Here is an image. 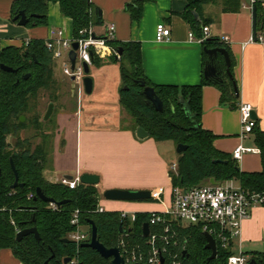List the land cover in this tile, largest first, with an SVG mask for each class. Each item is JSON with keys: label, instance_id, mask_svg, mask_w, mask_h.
<instances>
[{"label": "trees", "instance_id": "obj_1", "mask_svg": "<svg viewBox=\"0 0 264 264\" xmlns=\"http://www.w3.org/2000/svg\"><path fill=\"white\" fill-rule=\"evenodd\" d=\"M206 1L187 0L182 13L197 38L202 36V27L207 25V20L200 14V6ZM49 2L58 3L61 15L71 19L73 37H78L81 29L90 27L92 18L100 21L99 8L92 5L90 0H13L11 20L17 23L15 16L23 11L28 17L26 26L46 25ZM143 2L144 0H129L126 4L125 10L133 21H139ZM254 8L256 35L257 32L264 31L262 2H256ZM194 12L199 15V19L195 17ZM201 43L204 65L209 62L205 48L224 47L228 51L231 61L230 76L226 71L223 56L218 54L214 60L218 71L216 77L205 78L203 74L201 81L194 85L153 84L143 74L139 43L110 41L112 47L121 48L119 59L124 58L130 67L127 69L124 65L121 66L123 85L126 88L123 87L119 91V103L128 111L134 130L140 126L148 132V137L155 141L173 140L177 144L187 145L177 157L176 169L168 170L172 188L201 186L212 177L215 181L235 179L244 189L264 193V134L259 133L257 136L262 169L245 172L240 170L232 156L212 146L215 135L201 126V97L204 85L210 84L219 89L221 104L238 107V96L234 89L236 82L232 72L234 61L228 47L218 39L212 38L203 39ZM97 60L95 57L93 62ZM0 63L17 70L9 72L0 69V249H11L23 264H42L51 255L53 256L50 258V264H69L73 263V260L74 264H110L109 260L96 250L82 246L81 243L77 245L68 238L69 233L76 227L70 222L72 213L78 209L79 225L89 227L87 241L90 239L89 220H93L98 238L105 246H118L122 250L120 242L123 241L127 249L146 255L150 248L149 237L143 236L141 225L148 222L152 234L159 236L164 233V223L150 224L151 212H136L135 220L128 227L127 218H122L119 211L97 210V189L94 185L79 183L70 189L61 183L49 182L42 174L47 156V147L44 145L47 136L41 125L44 122L50 123L51 119L42 121L41 115L32 111L30 103L42 89L50 91V101L55 103V91L58 89L54 79L52 52L46 48L44 40L33 39L21 47L8 46L1 49ZM27 73L28 77L24 78L23 75ZM144 86L154 88L163 102L162 111L155 110L147 101L143 94ZM185 101L190 108L191 117L186 115L183 105ZM26 113H31L29 119L21 121L20 116ZM28 123L41 132L43 141L31 148L29 141L16 138L15 144L11 145L7 136L26 128ZM214 159L228 162H214ZM10 160L15 165L22 186L10 187L14 181ZM37 187L56 201H69L53 210L49 206L50 203L35 198ZM9 192L12 193L9 195ZM29 193L34 196L28 198ZM11 220L15 225L11 224ZM169 223L176 236L166 244L165 257L168 261L169 256L175 253L184 264H227L228 257L234 254L232 240L226 248H222L217 242L216 254L209 259L211 251L205 248L206 238L201 224L182 225L178 221ZM31 226H36L38 240L33 234L16 240L17 230ZM63 238L69 240L63 242ZM162 243L158 238L157 244ZM66 257H70V260L64 263ZM251 260L254 264H264V252L251 253L247 263Z\"/></svg>", "mask_w": 264, "mask_h": 264}, {"label": "crops", "instance_id": "obj_2", "mask_svg": "<svg viewBox=\"0 0 264 264\" xmlns=\"http://www.w3.org/2000/svg\"><path fill=\"white\" fill-rule=\"evenodd\" d=\"M246 1L207 0L200 6V14L207 20L209 27V38L227 36L229 39L228 43H221L228 47L234 61L232 72L238 90L237 105L242 101L251 103L256 115L254 131L242 136L237 106L221 104L217 87L210 84L202 87L201 126L215 135L212 146L230 156L238 145L258 148L257 136L259 133L264 134V40L250 41L255 35L252 10L242 6ZM12 2L13 0H0V50L8 46L21 47L33 39L45 41L51 35L55 36L58 29H62L67 36L71 35V19L61 15L58 3L49 2L46 25L28 27L11 20ZM90 2L101 13L98 24L102 33L108 23H113L115 40L139 43L142 71L150 82L184 86L201 81L205 66L203 47L201 42L189 38V33L194 32L182 16L187 0H144L139 21H133L125 10L129 0ZM262 9L264 11V2ZM160 22L170 29V38L167 40H155V27ZM69 90L79 105L81 96L77 99L71 82ZM61 103L63 109L59 115L66 122L73 123L76 129L74 163L69 167H61L62 175L96 174L99 181L94 186L99 194L100 187L161 192V201L152 198L134 202L103 201L100 198L99 205L104 210L128 213L164 211L170 204L172 191L168 170L176 163L178 153L168 166L167 157L159 149L161 141L150 137L137 138L132 122L111 128L105 127L106 125L96 128L89 123L83 125L79 110L73 111L69 103L68 106ZM57 121L60 124V120ZM236 161L241 171L255 172L262 169L259 152L244 153ZM44 169L42 174L45 177ZM225 181V184L240 186L235 179ZM208 184L212 183L208 180L203 185ZM232 249L235 254L241 252L248 258L253 252H264V204L253 206L249 216L241 221L240 232L233 240ZM0 264L23 263L11 249L2 248Z\"/></svg>", "mask_w": 264, "mask_h": 264}, {"label": "built area", "instance_id": "obj_3", "mask_svg": "<svg viewBox=\"0 0 264 264\" xmlns=\"http://www.w3.org/2000/svg\"><path fill=\"white\" fill-rule=\"evenodd\" d=\"M258 1L264 2V0H247L242 6L252 10L254 4ZM169 38L170 29L162 22L157 23L155 40L163 41ZM189 38L199 42L209 38V27L207 25L202 27L201 37L197 38L190 32ZM112 40H115V26L113 23H108L102 36L96 35L90 26L86 29H81L78 37L67 36L62 29H58L55 32V36L51 35L44 41L46 48L52 52L53 60L59 61L62 73L71 82L77 99L84 92V63L90 66L95 57L114 56L116 59L120 58L118 49L109 44ZM218 40L223 43H228L229 41L227 36H222ZM252 40L263 41L264 31L257 32L254 37L250 38V41ZM73 41H77L78 47L75 49L76 56L72 67L69 51L72 49L71 43ZM237 108L240 113L241 135L245 136L251 133L256 126V119L252 116L253 106L249 102L242 101ZM248 152H259V148L238 145L232 152V158L238 160L244 153ZM171 169H176V163L172 164ZM55 182L61 183L70 189L81 183L79 174L72 176L71 179L62 175L56 178ZM11 193L9 192L8 194L10 195ZM160 194L159 190L151 191V198L161 201ZM33 196V193L28 194V198ZM262 204H264V193L249 191L241 186H233L221 182L188 188L174 187L171 191L169 206L164 211L151 212L150 224L164 223V233L159 236L150 233V236H148L150 248L147 254H136L135 251L127 249L123 241L120 242L122 246L120 253L126 263L184 264L175 253L169 256L170 261L165 257L167 254L166 244L176 236V232L170 227V221H178L182 225L201 224L203 231L212 235L216 245L218 242L222 248H226L229 242L233 241L239 234L241 221L249 216L250 209L255 205ZM49 206L53 210L57 209V205L53 203H50ZM97 210L103 211L104 209L98 207ZM79 213L78 209H75L72 213L70 222L76 227L68 236L77 245L86 242L89 237L88 232L81 230ZM120 215L122 218H129L131 221L136 218L135 212L120 211ZM11 224L15 225V222L11 220ZM158 238L163 242L161 245L157 244ZM176 243L175 240L174 244ZM161 257H163V261H161ZM247 261L248 257L239 252L231 254L227 259V264H246ZM72 262L74 263V260Z\"/></svg>", "mask_w": 264, "mask_h": 264}, {"label": "rangeland", "instance_id": "obj_4", "mask_svg": "<svg viewBox=\"0 0 264 264\" xmlns=\"http://www.w3.org/2000/svg\"><path fill=\"white\" fill-rule=\"evenodd\" d=\"M91 23L92 30L96 35H104L95 18H92ZM97 59L96 62H93L89 66V76L93 81L92 91L90 93H82L79 105H77L76 98L70 95V81L68 77L62 73L60 63L54 62V79L57 82L58 88L55 91L57 100L54 103L53 113L49 118L51 119L50 123L44 122V124L41 125L42 131L45 132L47 136L46 139H44V145L47 147L44 175L49 182L55 183V177H60L62 175L63 172L61 171V167H69L74 163L76 129L73 123L66 122L65 118L59 115L60 110L63 109L61 107V102L67 106L70 104L73 111L79 110L83 125L89 123L92 126H96V128H103V125L111 128L112 126H124L132 122L128 111L122 108L118 103L119 91L124 87L121 66L124 65V67L130 69L129 64L124 58L116 59L113 56H105L101 59ZM49 102L50 91L42 89L37 97L31 101L30 106L32 107V111H36L42 116ZM66 109H69V107ZM30 115L31 113L23 115L24 121L29 119ZM70 117L71 121H73V117ZM58 119L60 120V124L57 121ZM16 138L29 141L31 148L43 141L41 132L35 130L30 123L27 124L26 128L17 131L14 135L7 136V140L11 145L15 144ZM176 145L177 143L173 140H166V142L161 141L159 143L160 151L167 157V161L169 162L168 166L176 157ZM179 154L180 153H178V155ZM222 183L225 184L226 181L223 180ZM104 190L105 189H101L100 187V194L97 191L98 207H100V198L103 199V201H112L102 196ZM126 225L128 227L132 225V221L129 218L126 219ZM81 230L89 232V227L87 225H82Z\"/></svg>", "mask_w": 264, "mask_h": 264}, {"label": "water", "instance_id": "obj_5", "mask_svg": "<svg viewBox=\"0 0 264 264\" xmlns=\"http://www.w3.org/2000/svg\"><path fill=\"white\" fill-rule=\"evenodd\" d=\"M195 17L199 19L198 15L194 13ZM99 16H101V13L99 12ZM15 19H18L17 23L19 25H26L28 22V17L27 15L23 12L20 11L16 16ZM252 19H253V25L255 24L256 21V11L255 8L253 7L252 9ZM255 35V33H254ZM85 36V35H83ZM72 49L69 51V59L71 60V65L73 67L74 65V60H75V49L78 47L77 41H73L71 43ZM119 53L121 54V48L118 49ZM205 52L207 53L208 60L209 62L206 63L203 69V74L205 78H211V77H216L218 75L217 68L214 64V60L217 57L218 54H221L224 58L225 64H226V71L228 75L230 76L229 72V67L231 64L230 57L228 51L224 47H213V48H205ZM84 73L85 76L83 78V86H84V92L90 93L92 91L93 87V81L92 78L89 76V66L84 63ZM0 69L4 71H9V72H16L17 70L15 68H12L10 66H7L3 63H0ZM24 78L28 77V73L23 75ZM126 88V86H124ZM234 89L236 92V95H238L237 87L234 84ZM143 94L147 101L155 108L157 111H162L163 109V102L162 100L157 96L155 93V90L151 86H144L143 88ZM184 109L186 112V115L191 117L190 113V108L187 105V102H183ZM54 110V102L50 101L47 105V108L43 115L41 116L42 121H48L49 118L51 117L52 113ZM252 116L253 118H256L255 112L252 111ZM20 120L24 121V116H20ZM197 127V125L195 126ZM135 135L139 139H143L149 136L148 132L144 130L142 127L138 126L135 129ZM187 145L183 143H178L176 145V153H181L186 149ZM214 162H222V163H227L228 160H222V159H214ZM10 165L11 169L14 174V181L11 184V188H16L17 186H22V183L19 182V176L17 173V170L15 168V165L12 160H10ZM65 177L71 179V175H64ZM80 181L83 184H89V185H95L99 181V177L96 174L93 173H82L80 175ZM210 183H215L214 178L209 179ZM102 196L107 199V200H118V201H139V200H148L151 198V191L148 189H123V188H107L103 191ZM35 198H39L47 203H53L57 206L61 204H65L66 202L69 201V199H63L60 201H56L54 198L49 197L45 195L43 190L39 187L36 188L35 190ZM90 224V239L86 242H82V246H88L91 247L92 249L96 250L102 257L106 258L109 260L110 264H146L143 262H133V263H126L123 256L120 253V249L118 246H113V247H107L105 246L98 238L97 235V227L94 223L93 220H89ZM122 225L120 224V228ZM130 230V229H129ZM141 230L142 234L145 237L150 236L151 230H150V225L148 222H144L141 225ZM124 231V230H121ZM28 234H33L34 237L38 240L39 239V234L36 226H31V227H26L23 229H20L16 232L15 238L16 240H20L23 236L28 235ZM205 238H206V245L205 248L209 249L211 251V255L209 259L213 258L216 254V244L215 240L212 237L211 234L208 232H204ZM69 239L63 238V242H67ZM53 255H51L52 257ZM47 258L42 264H50V258ZM70 260V257L64 258V263H67ZM161 261H163V257H161ZM246 264H254V261L251 260L250 262Z\"/></svg>", "mask_w": 264, "mask_h": 264}]
</instances>
